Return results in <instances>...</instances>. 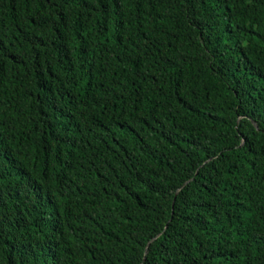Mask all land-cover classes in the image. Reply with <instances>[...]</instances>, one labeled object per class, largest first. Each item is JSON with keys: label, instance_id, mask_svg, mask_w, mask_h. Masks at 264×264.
<instances>
[{"label": "trees", "instance_id": "16d2710c", "mask_svg": "<svg viewBox=\"0 0 264 264\" xmlns=\"http://www.w3.org/2000/svg\"><path fill=\"white\" fill-rule=\"evenodd\" d=\"M0 264H264V0H0Z\"/></svg>", "mask_w": 264, "mask_h": 264}, {"label": "water", "instance_id": "95a60500", "mask_svg": "<svg viewBox=\"0 0 264 264\" xmlns=\"http://www.w3.org/2000/svg\"><path fill=\"white\" fill-rule=\"evenodd\" d=\"M254 124L257 126V124L254 122ZM148 245H149V243H148Z\"/></svg>", "mask_w": 264, "mask_h": 264}]
</instances>
